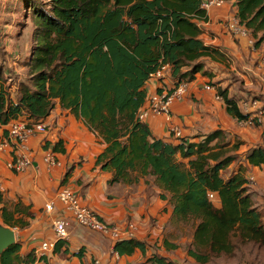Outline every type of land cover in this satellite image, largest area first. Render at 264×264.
I'll return each instance as SVG.
<instances>
[{
	"label": "trees",
	"instance_id": "obj_1",
	"mask_svg": "<svg viewBox=\"0 0 264 264\" xmlns=\"http://www.w3.org/2000/svg\"><path fill=\"white\" fill-rule=\"evenodd\" d=\"M21 1L39 19L36 33L41 40L32 57L35 73L30 83L21 85L16 98L9 97L0 76V125L7 127L21 116L28 121L45 120L57 104L68 110L105 146L95 166L112 174L111 183L133 185L148 178L171 207L172 223L192 225L187 254L198 263L232 253L234 233L244 241L264 245L263 215L253 202L247 169L243 164L231 169L240 157L229 148V134L216 130L198 141H170L156 136L139 119L149 101L147 84L162 66L171 67L176 87L193 82L199 73L208 74L207 61L222 56L200 38L201 24L209 20L202 8L204 0ZM235 5V17L260 47L264 44V0H236ZM219 94L232 117L249 118L238 99L230 98L227 91ZM43 148L44 152L66 153L62 140L53 145L44 142ZM245 160L264 171V144L251 149ZM1 212L5 226L21 230L35 218L31 207L22 202L5 204ZM66 241L58 240L53 253L68 254ZM155 244L128 238L117 241L114 251L122 257L139 250L146 264H180L158 252L147 255V247ZM164 247L168 251L178 248L168 241ZM20 250L19 242L9 247L0 255V264L45 260V255L38 257L34 250L25 255Z\"/></svg>",
	"mask_w": 264,
	"mask_h": 264
},
{
	"label": "crops",
	"instance_id": "obj_2",
	"mask_svg": "<svg viewBox=\"0 0 264 264\" xmlns=\"http://www.w3.org/2000/svg\"><path fill=\"white\" fill-rule=\"evenodd\" d=\"M235 2L236 0H226L223 8L211 10L208 13L209 20L201 24V40L205 45L216 47L222 56L207 61L208 74L199 73L193 82L188 83L185 96L172 103L169 115L151 114L145 122L156 136L170 141L180 138L198 141L216 130L227 132L230 148H234L236 142L241 143L235 152L240 159L231 168L243 164L247 169L246 177H253L259 183L264 179L263 169L249 165L245 157L251 149L264 144V120L257 125L238 121L228 113L219 94L220 91H227L230 98L238 99L239 108L244 114L245 103H249L251 110L264 108V99L260 98L264 96V68L258 58L264 44L256 47L250 42L251 36L233 35L226 29L223 20L235 16ZM230 8L234 14L229 13ZM232 74L241 76L239 85L232 80ZM207 85H212L213 90L208 91ZM173 87L171 71L163 78H151L147 84L149 99L159 92V88L170 90ZM245 90L253 96L259 93V97L255 99L257 105L254 106L249 101L250 94ZM148 105L149 101L144 110ZM18 120L28 121V118L21 116ZM40 122L46 123L49 128L45 135H35L28 140V147L37 158L33 166L17 172L10 168L13 162L11 149L0 152V225L5 226L1 212L5 204L22 202L23 205L30 206L35 215L26 229L12 228L17 242L21 244L20 253L25 255L34 250L39 257L38 251L44 242L58 241L53 221L58 215L59 206L52 213H47L45 206L50 201L57 200L62 187L80 191L85 202L107 224L123 227L127 223H133V238L150 245L155 244L159 230L149 224L150 219L157 218L156 226L161 228L164 223L161 216L170 217L171 207L160 198L161 191L154 182H148L147 178L133 185L111 183L112 174L95 166L96 158L105 146L83 121L76 119L59 104ZM5 128L0 125V135L5 132ZM173 128L181 131L180 138L173 135ZM59 140L63 141L66 153H55L59 163L51 167L42 159L43 143L53 145ZM69 169L71 174L66 178ZM164 208H167V212H164ZM66 242L68 254H55L52 249L45 253V260L35 264H91L96 259L102 264H146L139 250L133 256L121 257L114 251L115 243L107 235L82 231L74 223L70 226V237ZM150 248L147 247V255L151 254ZM81 249L82 254L77 255Z\"/></svg>",
	"mask_w": 264,
	"mask_h": 264
},
{
	"label": "built area",
	"instance_id": "obj_3",
	"mask_svg": "<svg viewBox=\"0 0 264 264\" xmlns=\"http://www.w3.org/2000/svg\"><path fill=\"white\" fill-rule=\"evenodd\" d=\"M226 5V0H204L202 8L207 13L213 9H220ZM209 15V14H208ZM226 29L233 35H242L250 37L248 29L240 25L238 19L233 16L223 20ZM250 42L254 44L255 40L251 39ZM261 66L264 68V52H261L260 57ZM171 67L169 65L162 66L152 78H163ZM187 82H182L176 87H173V92L163 90L152 95L149 99L147 109L139 114L140 121L145 122L151 114H170L171 105L177 99H182L187 91ZM206 89L212 91V85H207ZM221 99V97H218ZM252 104L257 105L256 100H252ZM249 118L245 121L250 125L262 124L264 120V108L251 110L249 103H245L243 107ZM48 125L44 122L22 121L15 120L9 123L5 128V132L0 135V152L10 150L13 153V162L10 168L15 169L17 172H23L37 162L36 154L28 147V140L35 135H45L48 132ZM173 135L180 138L181 131L178 128L172 129ZM44 163L53 167L57 166L59 161L55 153L49 149L46 150L42 157ZM249 183L255 179L248 178ZM210 199H214V195H210ZM59 206L58 215L53 221V229L55 236L58 240H68L70 237V226L74 223L82 231H89L93 233H101L107 235L111 241L116 243L119 240L133 238L134 231L132 224L130 228L123 229L122 227L110 226L101 221L98 214L91 210L84 202L82 196L76 190L62 187L57 195V200L50 201L45 206L47 213H52L55 208ZM54 242H44L38 251L39 257L44 256L45 253L54 249ZM91 264H102L99 259L94 260Z\"/></svg>",
	"mask_w": 264,
	"mask_h": 264
},
{
	"label": "rangeland",
	"instance_id": "obj_4",
	"mask_svg": "<svg viewBox=\"0 0 264 264\" xmlns=\"http://www.w3.org/2000/svg\"><path fill=\"white\" fill-rule=\"evenodd\" d=\"M229 13L234 14L232 8H230ZM39 23V19L34 18L32 12L25 8L21 0H0V76L10 98H16L21 85L30 83L35 73L32 57L34 48L39 45L41 40V37L36 33ZM262 52H264V47H262ZM260 57L261 53L258 57L259 61ZM231 78L236 85H239L240 79H242L240 75L236 74H232ZM245 92L248 93L246 90ZM254 96L259 97V93ZM260 98L264 99V96H260ZM237 144L238 142H236L235 147L241 145V143ZM235 147L229 148L236 152ZM227 175L225 174V176ZM249 186L253 202L262 212L264 224V179L260 180L259 183L254 180L249 183ZM161 217L164 219L161 228L156 226L157 218L150 219L149 224L158 229L159 234L155 238L156 244L149 251L151 253L158 252L180 264H202L187 254L193 240L192 225L190 223H172L170 217ZM130 224L134 225L127 223L122 228H130ZM107 225L112 226L109 223ZM134 229L135 227H133V231ZM164 241L175 244L178 248L168 251L164 247ZM232 241L235 247L232 253L212 256L211 260L204 264H264L263 244L244 241L237 233L233 234Z\"/></svg>",
	"mask_w": 264,
	"mask_h": 264
},
{
	"label": "water",
	"instance_id": "obj_5",
	"mask_svg": "<svg viewBox=\"0 0 264 264\" xmlns=\"http://www.w3.org/2000/svg\"><path fill=\"white\" fill-rule=\"evenodd\" d=\"M16 243L17 240L15 231L10 227L0 225V255Z\"/></svg>",
	"mask_w": 264,
	"mask_h": 264
}]
</instances>
